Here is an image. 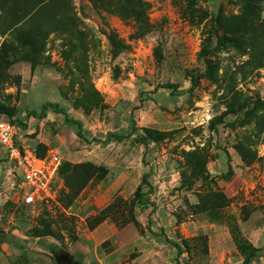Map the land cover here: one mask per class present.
I'll return each mask as SVG.
<instances>
[{"label":"rangeland","instance_id":"obj_1","mask_svg":"<svg viewBox=\"0 0 264 264\" xmlns=\"http://www.w3.org/2000/svg\"><path fill=\"white\" fill-rule=\"evenodd\" d=\"M147 1L151 29L135 38L134 22L89 0H72L59 14L67 29L46 41L45 65L16 61L0 73V106L26 125L18 123L21 144L54 152L64 164L107 170L71 207L62 201L69 193L63 181L57 202L34 209L21 204L19 182L0 146V264H58L62 254L83 264H243L232 235L236 226L256 248L252 264H264V67L257 63H264V39L252 47L223 25L241 16L264 21V0H196L206 19L190 14L189 0ZM215 27L228 39L209 57L214 79L191 91L189 76L205 72L201 52ZM112 32L129 47L118 57ZM4 43L18 46L13 29L0 35V52ZM168 83L180 86L179 95L159 88ZM46 103L58 104L66 116ZM30 111L44 117L28 118ZM218 119L223 124L211 128ZM145 130L160 139L140 143L139 136H149ZM111 133L127 138L105 140ZM191 152L205 160L213 181L182 185L183 175L189 180L192 174ZM228 156L234 174L226 179ZM148 173L151 205L142 206L136 195L149 189L143 185ZM213 193L226 200L207 201ZM120 199L134 202L140 226L123 222L128 207ZM113 203L120 205L118 222L108 219L91 231L88 220ZM48 215L58 231L68 226L58 233L61 240L34 237ZM175 243L184 248L181 256Z\"/></svg>","mask_w":264,"mask_h":264},{"label":"trees","instance_id":"obj_2","mask_svg":"<svg viewBox=\"0 0 264 264\" xmlns=\"http://www.w3.org/2000/svg\"><path fill=\"white\" fill-rule=\"evenodd\" d=\"M71 1L72 0H0V35L4 36L8 30L13 29L17 35L18 41V46L16 47L12 44L4 43L0 52V73L5 69H8L12 62L16 61L27 62L31 64L33 68L45 65L43 62V53L45 52L46 41L52 33L65 31L67 29L64 21L59 18V14L69 10ZM89 1L93 3L97 9L116 15L125 22H134L136 28L135 38L138 35H144L145 33H148L151 29L148 18L151 4L147 0ZM243 1L250 4L252 0ZM188 10L192 16L199 14V10L196 8V0H189ZM199 15L202 19H206L208 17L207 12H201ZM217 23H222V20L218 18ZM223 25L225 29L230 31V33L237 35V39L239 41H245L248 38L249 45L252 47H255L259 40L264 39V21L259 22L253 19L249 20L246 16H241L236 18L235 23L225 21ZM227 39L228 38H226L225 35H221L217 27L214 28L213 33L209 34V36L205 38L204 46L201 52V57L205 63V72L190 74L189 77L191 82V91L199 87L203 79H214L215 66L210 61L209 57L214 51L220 50L221 47L225 45ZM232 39V43L237 42L235 38ZM109 40L112 45L113 54L115 57H118L129 49V47L121 41L116 32L110 33ZM12 58L13 60L11 61L10 59ZM257 63H259V68L264 67V63L261 60H257ZM159 88L171 90L172 95H179L180 93V86L178 84H163L159 86ZM46 107L52 108L57 113H61L66 116V112L60 108L58 104L46 103L45 108ZM15 113L16 112L7 109L5 106H0V115L5 116L6 119L13 123H19L23 124V126H26L24 122L22 123L19 120L14 122L12 120L16 116ZM37 115L38 114L36 111H30L28 113V118L44 117V114H41L40 116ZM75 123L79 126L78 135L81 138L88 140L82 133V123L78 121H75ZM219 124H223L222 119L214 121L212 120L211 128L216 129ZM136 129V126H134L133 130L136 131ZM145 131L149 133V136H139L138 141L140 143L145 144L151 139L154 141H158L160 139L158 136L159 134L155 135V132L151 130ZM126 138L127 137L124 135L111 133L108 134L105 140L122 141ZM96 141L99 142L100 140L96 139ZM36 151L38 152L37 149ZM38 154L39 156L45 155L40 154L39 152ZM228 161L230 164V156H228ZM187 162L192 174L189 180L183 175V186L190 187L193 185V183L200 180L203 182L213 181L211 174L207 169L205 160L201 158L196 152L187 154ZM100 172H107V170H105V168H97L96 166L87 163L77 165L63 163L60 170V177L66 184L69 191V193L66 194L65 199H62V201L66 203L65 205H67V207H71L74 204V201L80 196L82 191L90 183V181L94 180ZM233 174L234 169L230 164L228 172L224 174L223 177L229 179L233 176ZM149 177V173L143 176V185L147 186L149 189L145 190L140 188L136 195L137 201L142 206L151 205L150 194L153 191V185L149 182ZM225 200L226 197L223 194L213 193L207 197V201L214 202L216 204ZM121 201L125 203L123 200ZM119 206V204L113 203L108 206L102 212V214L95 218L89 219L88 225L90 230L94 231L99 225L108 219L118 222V220H116V209H118ZM127 207L128 216H124L123 222L134 223L135 225L140 226L138 220L135 217L134 202L128 204V206L126 204V208ZM205 210L210 212L208 209ZM45 213H48L47 210H45ZM51 217V215H48L47 218L45 216V219H41L42 228L35 229V238L50 236L61 240V236H58V233L61 234L64 229L67 230L68 226H64L58 231L57 227L55 226L56 222ZM56 224L59 226L58 223ZM71 235L72 241H76L77 237L74 234ZM232 235L235 240L236 247L244 259L243 264H252L254 255L256 253L255 246L241 235V231L237 226L233 229ZM174 245L179 250V256H181L184 252L183 246L179 243H175Z\"/></svg>","mask_w":264,"mask_h":264},{"label":"built area","instance_id":"obj_3","mask_svg":"<svg viewBox=\"0 0 264 264\" xmlns=\"http://www.w3.org/2000/svg\"><path fill=\"white\" fill-rule=\"evenodd\" d=\"M19 126L0 115V146L5 147L6 159L11 164V174L19 182V200L30 208H43L51 201L57 202L63 180L60 170L61 156L48 152L39 156L36 149L18 141Z\"/></svg>","mask_w":264,"mask_h":264},{"label":"water","instance_id":"obj_4","mask_svg":"<svg viewBox=\"0 0 264 264\" xmlns=\"http://www.w3.org/2000/svg\"><path fill=\"white\" fill-rule=\"evenodd\" d=\"M57 262H58V264H83V263H78V262L73 263L71 258L65 254L57 256Z\"/></svg>","mask_w":264,"mask_h":264},{"label":"flooded vegetation","instance_id":"obj_5","mask_svg":"<svg viewBox=\"0 0 264 264\" xmlns=\"http://www.w3.org/2000/svg\"><path fill=\"white\" fill-rule=\"evenodd\" d=\"M60 256V255H59Z\"/></svg>","mask_w":264,"mask_h":264}]
</instances>
